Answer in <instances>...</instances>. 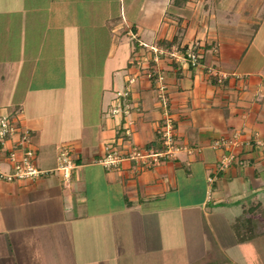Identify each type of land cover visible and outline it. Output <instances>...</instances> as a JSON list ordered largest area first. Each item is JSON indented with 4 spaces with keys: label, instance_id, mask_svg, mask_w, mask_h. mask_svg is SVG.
<instances>
[{
    "label": "crops",
    "instance_id": "crops-1",
    "mask_svg": "<svg viewBox=\"0 0 264 264\" xmlns=\"http://www.w3.org/2000/svg\"><path fill=\"white\" fill-rule=\"evenodd\" d=\"M195 44L196 66L151 61ZM159 74L182 150L148 167L128 154L163 149ZM0 116L30 132L45 173L0 181V264H211L216 217L262 205L264 0H0ZM110 151L123 160L108 168ZM229 153L244 164L222 169Z\"/></svg>",
    "mask_w": 264,
    "mask_h": 264
},
{
    "label": "built area",
    "instance_id": "built-area-1",
    "mask_svg": "<svg viewBox=\"0 0 264 264\" xmlns=\"http://www.w3.org/2000/svg\"><path fill=\"white\" fill-rule=\"evenodd\" d=\"M143 46L146 47V45ZM199 48L200 44H195L191 49H187L186 51H183L181 48L164 49L153 46L151 47V51L154 56L151 61L158 64L164 57L183 64L190 62L193 66H196L200 59L199 52L197 51ZM134 82L135 78L129 79L130 84H133ZM157 82L159 84L158 98L165 112L163 119L164 122L158 129V135L161 138L163 149L155 151L134 148L128 154L129 159L136 160L148 167L161 166L167 160L174 159L177 153L182 150V147H180L176 139L175 120L169 112L170 98L167 93L168 87L165 82V77L159 74L157 76ZM127 96L128 94L122 95V97ZM113 113L121 115L122 109L120 106L114 108ZM127 135H130L129 130H127ZM16 137V148L8 150V143L13 142ZM235 145L236 142L234 140L226 141L225 139L218 140L215 143V147L220 148L226 146L227 149H230L231 146L234 147ZM122 160L123 154H120L117 151H110L102 161V164L109 168L121 163ZM2 161L9 165V171L0 169V181L9 183L31 182L45 174L38 166L37 153L33 146L30 132L14 123L10 116H0V164ZM234 162H238L241 165L244 164V162L237 158L235 153H229L222 160L221 168L227 169ZM72 166L69 148L65 146L61 150L57 170L62 172L64 183L66 185L71 178Z\"/></svg>",
    "mask_w": 264,
    "mask_h": 264
},
{
    "label": "rangeland",
    "instance_id": "rangeland-1",
    "mask_svg": "<svg viewBox=\"0 0 264 264\" xmlns=\"http://www.w3.org/2000/svg\"><path fill=\"white\" fill-rule=\"evenodd\" d=\"M126 5L128 6L129 2H127ZM124 76L125 73L122 75L121 87L117 89L120 92H124L126 90ZM88 86L91 88V83H88ZM126 92L121 93V95L129 93ZM259 201L262 202V206L264 207V191L260 192L258 197V202ZM223 213H225L227 218L230 219L231 224L230 226H227L225 222H223L221 216L216 217V224H219L217 227L218 229L216 230L217 236L212 234V240L207 245L211 250H213L210 258H208V260L211 261L210 263L218 264L219 262L226 261L229 262V264H264V237L259 239H250L249 236L244 233L248 223L246 220L249 216L245 215L241 210H236L235 208L229 210L225 209ZM204 225L206 224L204 223ZM176 243L179 244L178 242ZM186 249H182V252ZM178 253L177 255L175 253L171 255V258H169L170 264H189V262L192 261H189V255L185 254L187 256L185 257V255H181V252L179 255ZM198 255H200V250L196 251V256ZM159 260L161 259H155L154 264H159Z\"/></svg>",
    "mask_w": 264,
    "mask_h": 264
},
{
    "label": "trees",
    "instance_id": "trees-1",
    "mask_svg": "<svg viewBox=\"0 0 264 264\" xmlns=\"http://www.w3.org/2000/svg\"><path fill=\"white\" fill-rule=\"evenodd\" d=\"M148 148L151 149L152 146ZM244 214L249 216L246 220L248 223L244 233L247 234L250 239L264 237V207L261 203L252 205L249 209L244 211ZM198 264L202 263L200 262Z\"/></svg>",
    "mask_w": 264,
    "mask_h": 264
}]
</instances>
